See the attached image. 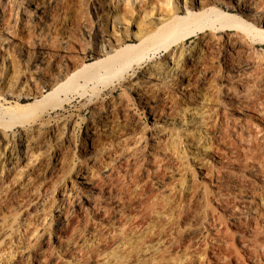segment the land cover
Listing matches in <instances>:
<instances>
[{"label":"bare ground","instance_id":"1","mask_svg":"<svg viewBox=\"0 0 264 264\" xmlns=\"http://www.w3.org/2000/svg\"><path fill=\"white\" fill-rule=\"evenodd\" d=\"M123 76L117 96L87 106L82 155L55 172L76 181L47 208L46 136L65 126L79 146L76 120L41 121L87 84L102 91ZM127 91L148 122L116 128L108 114L129 106ZM8 95L18 97L0 102V186H12L0 188V258L24 230L15 253L34 264H189L170 256L177 228L227 244L223 215L264 264V0H0V100ZM162 171L179 182L156 180L145 194L140 177ZM176 194L197 203L193 224Z\"/></svg>","mask_w":264,"mask_h":264},{"label":"rangeland","instance_id":"2","mask_svg":"<svg viewBox=\"0 0 264 264\" xmlns=\"http://www.w3.org/2000/svg\"><path fill=\"white\" fill-rule=\"evenodd\" d=\"M12 55H13L12 58L14 60H17L19 58L17 52H12ZM88 56L90 57L91 54L88 53ZM154 56H156L155 58L159 59L162 57V52L154 53ZM143 61L145 62V60H143ZM134 67H136L137 71L139 70L137 66H134ZM125 78L128 79V76L127 77L123 76L122 78L118 79L116 82H113L112 85L110 84L111 80H108L107 81V87L104 88L102 91L94 90V89H92V84H87V86L84 89L85 91L83 90L85 93L82 94V91L81 92L78 91V92L69 94L70 98L68 97L69 99H67V101L64 102L62 109L57 110L58 113L55 114L56 117H53V118L45 117L44 120L41 121V123L43 125H46V126H52V127L56 126L57 127V125H58L60 127V125L61 126H63V124L65 125L69 120H72V119L76 120L77 125H76V128H75L73 134H70V138L73 137L72 142H74V144L79 146V147L77 146L78 151L76 150V152H74L73 144L69 143L67 140L69 137V134H68L67 128L65 126L60 128L55 134H53V135L48 134L46 136L48 138V139L45 138L46 144H50L49 145L50 147H48V145H47L46 151L48 154L45 153L44 156H46V157H43L45 159H43L44 162L42 161L43 162V164L41 165V171L42 172L40 171L42 178L40 177V179L41 180L45 179L46 181L45 180L44 181L46 184L48 183V185H46L45 183L44 184L46 187H48V186L49 187L46 190L47 192L41 191L40 193H42V194H40V195L41 196L43 194L46 195V197H45V195H43V197L46 198V202H45L46 204L45 205L47 208L50 209V206L53 204V202H55V200L58 201L60 199V197H59L60 191L63 190L65 185L66 186H67V184L70 185V180L72 182L76 181V179L73 175H67V176H72V177L65 176L62 179V177H57V176H55V174L57 173L56 170H58L61 163L66 164L67 162L70 163V161L76 162L80 159V157H81L80 155H82L83 151H82V146H80V145L83 143V140L81 138L83 137L82 134H83V131L85 129V126L88 125V123H89V121H88L89 120V111H88L89 109L87 106L90 104V102H93V101H95V102L97 101L99 103H101L102 101L105 102L110 95V91L112 89H114L115 87H116L115 88L116 92L114 93V96H117L121 92V89L119 87L125 83L124 81H126ZM80 93H81V95H80ZM82 95H83V98H82ZM125 95H126L125 99H126V97L128 99L127 103L129 106L123 107V105H119V106H116L117 108L116 107L113 108L112 111L114 110L115 112L113 113L111 111L112 114H110V111H109L110 115L108 114V121L110 120L109 122L112 124L113 119H114L113 124L116 126V128L121 127V125H123L127 121H129V122L135 121L136 122V120H138L137 122L140 121L142 123L143 122L147 123L148 122L147 117H149L147 107H144V109H140L141 104L136 101V98L134 97L132 91H127V93ZM17 97L18 96H13V95L9 96L8 95L6 101L3 100L4 101L3 102L2 100H0V102L5 103V104H7V103L12 104L15 102ZM30 100L23 99L21 102H29ZM122 108H124V109H122ZM125 108H128V109H125ZM123 110H125V111H123ZM109 116H110V118H109ZM112 117H113V119H112ZM126 117L128 120L126 119ZM111 119H112V121H111ZM119 121H121V122H119ZM66 136H67V138H66ZM48 148H49V150H48ZM196 171H198V170H196ZM166 174L162 171V172L158 173L154 178L149 179V178H146L147 176L145 177V175H143L142 178L140 177V179L143 180V184L141 183V185L143 187L142 186L141 187H142L144 193L149 194L151 190H154L153 185H154V181H156V180H157V182H161V183L164 182L165 184H168L170 186H174L173 185L174 183L179 182V181L175 182L176 177L173 179L172 177L171 178L167 177ZM196 179H197V183L202 185V183L200 182V180H202V179H199L198 175H196ZM1 186L3 188L6 187V188H4L6 190H8L7 189L8 187L12 188L11 184H10V186H8V184H6V183H4V185H1ZM1 186H0V188H2ZM52 186L54 187V189L56 191L52 190ZM48 189H50V190H48ZM9 190H11V189H9ZM48 191H50V193ZM182 197H184V196H180L179 194L173 195L175 210L177 209V211H179V213L181 212V210L184 211L181 213V217L183 216L182 218L185 219L186 223L193 224L194 221L192 220L193 217L191 215L194 213V210H196V211L198 210L197 209L198 205L195 201H191V200H188V199H185ZM212 204L215 207L216 204L213 202H212ZM183 207L185 209L189 208L190 212H189V210H185ZM217 212L220 213V210L217 209ZM221 216H222V219L224 220V226L222 229L225 232V240H226V242H228L227 244H224L222 241H219L221 243H217L218 241H213L211 239V237L213 236L212 234L205 236V234L195 235L194 233H183L184 228L180 227V228H177V230L179 232H182V234L176 236V239H174L173 245L170 247L171 258L177 259L178 257L185 256V257H187V259H186L187 263L199 264L198 255L200 252H203V250L205 251V248H206L204 256L202 255L203 258L200 259V261H202V264H226V263L227 264H254L252 259L250 257H248V254L244 253L243 248L241 247V244L239 243V240L237 239V235L235 233V228L228 221H226V219L224 218L223 215H221ZM77 218L78 217H75V216L73 217V219H74L73 223L75 220H77ZM32 219H33V217H32ZM36 219L37 218H34L33 222H37V224H38V221ZM75 223H76V221H75ZM202 226H203V224H202ZM202 226L199 223L200 229L202 231H205V229H207V228H203ZM68 229H69V231H68ZM71 229L67 228V231L70 232ZM54 230H55L54 227L50 226V228L47 231H45L40 237L38 236V239H37L38 244L36 242L37 245H35L37 249L40 250L41 247H43V248L47 247V244H45L41 240L43 238L44 239L47 238L48 233L53 234ZM23 231L24 230H21L20 232H18V234H16V237H18V238L15 237L14 239H12V241L3 245L5 252L0 258V264H34V261H33L34 257H31L30 260L29 259L26 260L25 258L19 259L20 257L18 256L17 252L15 253V250H17V248L19 246L18 241L23 240ZM51 237H52V235H51ZM17 239H19V240H17ZM22 243H24V242H22ZM9 247H11V250L8 251ZM223 256H226V257H224L225 260H223L224 259V258H222ZM228 257L230 260H227ZM217 260H219V262ZM227 261H229V262L231 261V263H229Z\"/></svg>","mask_w":264,"mask_h":264}]
</instances>
